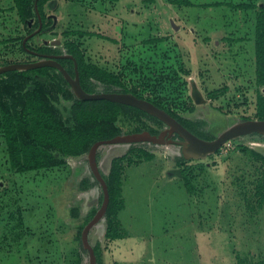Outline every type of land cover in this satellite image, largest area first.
<instances>
[{
	"label": "rangeland",
	"instance_id": "1",
	"mask_svg": "<svg viewBox=\"0 0 264 264\" xmlns=\"http://www.w3.org/2000/svg\"><path fill=\"white\" fill-rule=\"evenodd\" d=\"M174 1L50 0L45 11L53 28L30 37L27 45H50L63 53L64 42L74 41L88 62L120 73L127 86L171 104L181 93L192 96L195 82L204 99L193 98L196 108L180 112L210 136L244 117L257 118L255 20L264 0ZM176 13L192 23L187 19L178 26L170 19ZM25 35L12 0H0V65L40 58L23 48ZM181 69L191 72L185 91H180ZM93 85L95 91L104 90L98 81ZM201 87L219 91L218 96L206 99ZM52 101L67 118L66 94L55 93ZM117 124L120 134L137 128L158 134L166 126L130 110ZM167 138L173 141L140 142L151 148L152 159L123 160V205L117 214L121 236H105V218L91 227L96 264H237V256L264 260V204L258 205L256 194L260 162L239 148L247 144L264 152V134L231 139L204 157H185L181 167L190 185L170 171L180 168L174 158L183 155V140L174 133ZM128 147L101 145V170L107 173L112 158ZM87 154L64 155L63 163L53 167L17 171L0 126V264H88L81 232L102 192L99 185L83 187L85 177L94 180Z\"/></svg>",
	"mask_w": 264,
	"mask_h": 264
},
{
	"label": "trees",
	"instance_id": "2",
	"mask_svg": "<svg viewBox=\"0 0 264 264\" xmlns=\"http://www.w3.org/2000/svg\"><path fill=\"white\" fill-rule=\"evenodd\" d=\"M48 1L50 0H37L43 21L42 28L37 34L53 28L54 21L45 11V4ZM12 2L19 22L26 34L37 28L38 17L34 8L35 0H12ZM180 2L184 1L181 0ZM185 3L191 4L188 1H185ZM21 38L23 40L24 36ZM64 45L67 53L72 54L76 58L80 81L86 91L94 92L93 81H98L104 86L103 91L134 93L138 97L145 98L165 109L200 137L206 139L214 138V136L202 132L198 122L187 119L181 114V108L186 107L191 111L196 108L197 104L190 93H187L185 97L181 93V99L176 97L179 102L175 104L164 102V97L153 96L151 93L144 94L137 90L136 87L127 86L122 80L120 73L85 60L83 52L76 42L68 41L64 42ZM26 46L38 53H62L61 48H55L50 45L33 48L26 43ZM23 48L26 49V47ZM30 53L32 52L30 51ZM59 61L72 75L74 74L73 59L63 57L59 58ZM181 70L183 79L179 83L181 86L180 91H185L189 89L187 76L191 72L189 69ZM255 74L258 86L256 116L257 118H264V91L260 90L261 86L264 87V1L258 7L255 20ZM201 89L205 92L204 96L206 99H214L218 96L219 91L217 90L207 91L204 87H201ZM59 92L66 94V97L70 99V103L67 105V118L63 117L57 105L52 101L53 95ZM126 110L149 117L157 124L164 123L154 115L132 105L107 99L78 98L62 73L52 66L15 69L0 74V126L8 147L11 166L17 171L24 172L31 169L53 167L63 163L64 155L88 153L94 141L111 138L122 132L121 127L117 123ZM248 118L250 117H244L243 119ZM142 130V128H137L135 131L141 132ZM152 134H157V132L152 131ZM253 134L262 135L259 133ZM174 136L181 139L177 133ZM239 148L253 160L260 162L256 194L258 196V205L262 207L264 204V152L249 147L247 144H240ZM127 153L131 155L125 156ZM125 154L113 157L109 171L107 173L103 172L110 195L105 213V236L110 239L121 236L117 214L123 205L120 186L123 160L126 158L128 163H132L134 160L138 162L140 160H150L154 157L151 148L140 142L130 144ZM131 156H135V159H132ZM174 159L176 165L180 166V168H172L170 171L174 174H180L187 184L190 185L185 169L181 167L186 158L183 155H178ZM92 185L99 184L96 180L90 181L88 177H85L83 187L87 189ZM101 201L102 193L100 195V203ZM94 250L97 255L96 246H94ZM81 251L87 252L82 247ZM98 264L100 263L98 262ZM111 264L119 263L114 261ZM237 264H264V260H253L237 256Z\"/></svg>",
	"mask_w": 264,
	"mask_h": 264
},
{
	"label": "water",
	"instance_id": "3",
	"mask_svg": "<svg viewBox=\"0 0 264 264\" xmlns=\"http://www.w3.org/2000/svg\"><path fill=\"white\" fill-rule=\"evenodd\" d=\"M35 12L38 17V26L30 33L26 34L22 40L24 47L28 51L38 55L40 58L33 61H20V62H11L7 64L0 65V74L6 71L15 70V69H31L42 66H52L57 68L67 82L70 84L71 89L74 94L81 99H107L111 101H116L120 103H125L138 107L155 117L162 120L166 126L158 133L151 134L148 131L127 133V134H118L111 138L98 139L92 143L87 154V160L90 172L94 180H96L101 187L102 192V201L91 217V219L84 225L81 232V241L83 248L87 250L89 261L88 264H96V253L94 247L89 239V231L92 226H95L97 222L102 220L105 217V213L109 204L110 195L109 189L106 182V179L103 175V171L99 165L97 159V150L103 144H132L138 142H153V143H163L169 140L167 136L177 133L182 143V152L183 156L188 157H204L209 153H212L219 149L224 143L231 139H235L244 135L251 133L264 134V118H248L236 121L226 128H224L217 136L212 139H206L200 137L199 135L192 132L186 126H184L178 119L172 116L165 109L155 105L153 102L138 97L131 92H122V91H86L80 81L78 64L76 58L70 53H38L34 50H30L26 43L28 39L38 32H40L43 21L38 9L37 0L34 2ZM68 57L74 61V74L72 75L66 67L59 61V58ZM194 87L192 89V96L195 101H200L203 98L198 86L193 82Z\"/></svg>",
	"mask_w": 264,
	"mask_h": 264
},
{
	"label": "crops",
	"instance_id": "4",
	"mask_svg": "<svg viewBox=\"0 0 264 264\" xmlns=\"http://www.w3.org/2000/svg\"><path fill=\"white\" fill-rule=\"evenodd\" d=\"M181 0H175L174 2L175 3H181L180 2ZM184 1H187V0H184ZM189 2V1H188ZM191 3V2H190ZM192 4V3H191ZM190 4V5H191ZM179 13H176V14H174L173 15V17H170V19H172V21L174 22V23H176L178 26H180L181 25V27L183 26V24H184V22H185V20H187L188 19V24H190V23H192V19H191V17H187V16H184L183 14H181V15H179ZM193 17V16H192Z\"/></svg>",
	"mask_w": 264,
	"mask_h": 264
},
{
	"label": "built area",
	"instance_id": "5",
	"mask_svg": "<svg viewBox=\"0 0 264 264\" xmlns=\"http://www.w3.org/2000/svg\"><path fill=\"white\" fill-rule=\"evenodd\" d=\"M63 53H66V49H63ZM86 158H87V157H86ZM99 165H100V164H99ZM100 167H101V166H100ZM89 170H90V169H89ZM104 218H105V217H104ZM104 218H103V219H104ZM103 219H102V220H103Z\"/></svg>",
	"mask_w": 264,
	"mask_h": 264
},
{
	"label": "bare ground",
	"instance_id": "6",
	"mask_svg": "<svg viewBox=\"0 0 264 264\" xmlns=\"http://www.w3.org/2000/svg\"><path fill=\"white\" fill-rule=\"evenodd\" d=\"M194 87V86H193ZM196 88L194 87V90H195ZM121 144H125V143H121ZM99 223V222H98ZM98 223H96L97 225H99Z\"/></svg>",
	"mask_w": 264,
	"mask_h": 264
}]
</instances>
